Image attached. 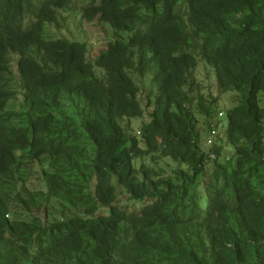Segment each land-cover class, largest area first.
<instances>
[{"label":"trees","instance_id":"trees-1","mask_svg":"<svg viewBox=\"0 0 264 264\" xmlns=\"http://www.w3.org/2000/svg\"><path fill=\"white\" fill-rule=\"evenodd\" d=\"M72 1L0 0V264H264V0H83L93 62Z\"/></svg>","mask_w":264,"mask_h":264},{"label":"rangeland","instance_id":"rangeland-1","mask_svg":"<svg viewBox=\"0 0 264 264\" xmlns=\"http://www.w3.org/2000/svg\"><path fill=\"white\" fill-rule=\"evenodd\" d=\"M85 2L83 0H74L70 2L69 10L64 14L65 20L60 21V25L62 24V29L57 30L54 26H47L48 31L51 33H58L59 35H65L71 39H78L81 42H85L88 44V60L93 62V60L98 56L101 50L106 49L107 45L112 43L113 41V32L111 28L99 21L98 19L87 20L83 18L81 14V7L84 6ZM197 71L195 72L196 79L203 85L205 88V93L212 94L213 98L218 95L215 86V77L213 69L204 62H199L197 66ZM97 74H100V71H97ZM151 84L149 81V77H145L143 80V98L144 95L148 93L150 90ZM154 86V85H153ZM152 92V91H151ZM155 95V94H154ZM207 95V94H206ZM219 100L217 102V106L222 108V110H226L229 106L230 95L219 96ZM264 100V97H262ZM264 102V101H263ZM223 112V111H222ZM146 113L143 120H146ZM215 118L213 119V121ZM219 120V118H218ZM141 120L133 119L131 122V128L138 135L137 130H139V125L141 124ZM199 131L201 132V142L205 143V139L207 136L206 127L203 125V120H200ZM264 141V139H263ZM137 165V163H135ZM211 166H207L208 171L211 170ZM35 170L37 171L35 173ZM35 170L25 171L24 174H30L26 183L30 189H40L44 188V178L42 177L38 168ZM115 180L112 181L114 184ZM116 205L126 211H138L141 207L147 204V201L137 202L129 199L126 192H124L119 187H116ZM56 211L59 212L60 206L55 208ZM11 218V216H9ZM22 218L30 221L31 217L26 214H22Z\"/></svg>","mask_w":264,"mask_h":264},{"label":"clouds","instance_id":"clouds-1","mask_svg":"<svg viewBox=\"0 0 264 264\" xmlns=\"http://www.w3.org/2000/svg\"><path fill=\"white\" fill-rule=\"evenodd\" d=\"M68 10H69V8H68ZM67 10V11H68ZM66 11V12H67ZM65 12V13H66ZM104 23V22H103ZM104 24H106V23H104ZM106 25H108L109 27H110V25L109 24H106ZM111 28V27H110ZM112 30V29H111ZM218 118H220V113L218 114ZM223 128H224V125H223V123L221 122V121H219L218 122V125H217V129L215 130V134L213 135H211V131L209 132V134H208V136H207V139H206V145H210L211 143H212V141L214 140V138H215V136L217 135V136H221V134H222V131H220V130H223ZM138 133V132H137ZM216 136V137H217ZM114 184H115V182H114ZM125 192V191H124ZM127 194V193H126ZM128 195V194H127ZM137 202H143V201H137ZM113 205L114 206H116V207H118L117 205H116V203H113ZM146 205V204H145ZM118 208H120V207H118ZM121 210H123L124 212H132V211H126V210H124V209H122V208H120ZM100 212H102V213H105V214H107L106 212H105V210L103 209L102 211H100Z\"/></svg>","mask_w":264,"mask_h":264},{"label":"built area","instance_id":"built-area-1","mask_svg":"<svg viewBox=\"0 0 264 264\" xmlns=\"http://www.w3.org/2000/svg\"><path fill=\"white\" fill-rule=\"evenodd\" d=\"M212 134L214 135V134H215V131H211V135H212Z\"/></svg>","mask_w":264,"mask_h":264}]
</instances>
